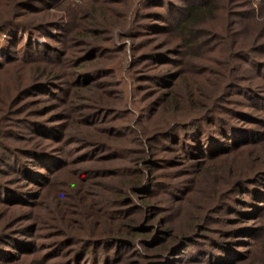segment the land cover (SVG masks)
<instances>
[{
    "label": "rangeland",
    "instance_id": "obj_1",
    "mask_svg": "<svg viewBox=\"0 0 264 264\" xmlns=\"http://www.w3.org/2000/svg\"><path fill=\"white\" fill-rule=\"evenodd\" d=\"M0 26V264H264V0H0ZM134 219L153 239L103 240Z\"/></svg>",
    "mask_w": 264,
    "mask_h": 264
},
{
    "label": "trees",
    "instance_id": "obj_2",
    "mask_svg": "<svg viewBox=\"0 0 264 264\" xmlns=\"http://www.w3.org/2000/svg\"><path fill=\"white\" fill-rule=\"evenodd\" d=\"M204 1V0H203ZM210 4V1L209 2H206L205 6L206 5H209ZM205 6H195V7H190V13L188 14V16L186 17L185 20H183L180 24V27H179V30H180V34H181V37H182V40L185 42L186 45H190V43L192 42V36H194V27H193V24L195 22H197V19L198 17H200V15L203 13L202 11L204 9H207V8H203ZM96 12L97 11H93V9L90 11H88L87 13L90 15V18H93L89 21V24H91L93 21H94V18H95V15H96ZM33 13V12H32ZM28 15H30V12H20L18 13L15 17V20L17 21V25H22L23 27H27L28 26V23L25 22L24 20L20 21V19H24L26 18ZM20 21V22H19ZM2 27L0 30L2 33H4V31H8L10 29H7V30H4V26H0ZM11 30H15V28H12ZM87 33V32H86ZM88 35V34H87ZM181 41V39H180ZM22 45V44H21ZM21 47V46H20ZM1 57V56H0ZM199 81H195L193 82V84L189 87V93H188V97L191 98L192 96H194L195 94H199V92L201 91L200 90V87H199ZM197 99H194L193 100V103L195 104V106L198 105L197 103ZM171 109H175L176 107H178V105L180 104V99L178 97L175 96V94H168L167 96V101H166ZM258 159V158H256ZM202 162L205 161V160H201ZM207 168H204V173H209L211 168H209L207 171ZM203 173V174H204ZM217 175V173H216ZM139 180V179H137ZM141 181V180H140ZM137 182L139 181H136L134 179L130 180L129 182V185L130 186H134L135 184H137ZM155 208H153L152 206H149V211H151V215L152 216H156V209L154 210ZM135 212H139L141 213H144V209L143 207H136L135 208ZM140 216V215H138ZM105 221H107L106 219H104ZM114 221V220H113ZM193 221V224H192V228L193 227H196L198 224L197 222L199 221V219L195 218V220H192ZM115 223V221L113 222ZM134 224H138V221L137 220H133V221H130L128 220V222L126 223H122V224H116L115 225V228L116 230L114 231V234L113 235H106V236H103V240H112V239H117L119 242H123L125 245H127L130 241H146L147 239H153V236H150V234L152 235V233L155 232L156 228L155 227H151V228H148V230L146 231H140L139 230V226L138 225H134ZM149 231V232H148ZM187 233L186 230L182 231L180 234H176V235H171V238L168 240V242L165 240H159L160 244L162 245H159L158 249L159 251L163 254V253H166L168 254V251H169V248L172 244L175 243V240L176 239H180V238H183L185 236H187ZM105 238V239H104ZM160 237H156V239H159ZM152 241V243L154 244H159L158 241ZM162 242V243H161ZM163 242H165V244H163ZM151 243V242H150ZM90 246H86L83 250H82V254L83 255H86V252L88 250Z\"/></svg>",
    "mask_w": 264,
    "mask_h": 264
}]
</instances>
